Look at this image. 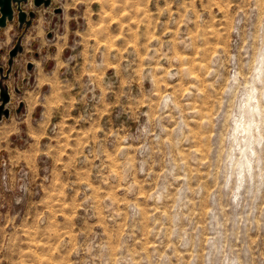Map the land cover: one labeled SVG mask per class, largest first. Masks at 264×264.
Masks as SVG:
<instances>
[{
	"label": "rangeland",
	"instance_id": "rangeland-1",
	"mask_svg": "<svg viewBox=\"0 0 264 264\" xmlns=\"http://www.w3.org/2000/svg\"><path fill=\"white\" fill-rule=\"evenodd\" d=\"M14 8L0 264H264V0Z\"/></svg>",
	"mask_w": 264,
	"mask_h": 264
},
{
	"label": "water",
	"instance_id": "water-1",
	"mask_svg": "<svg viewBox=\"0 0 264 264\" xmlns=\"http://www.w3.org/2000/svg\"><path fill=\"white\" fill-rule=\"evenodd\" d=\"M24 0H0V27H4L7 25L8 21H11L15 17V8L14 5L18 4L20 5ZM35 4L37 6L41 5H50L51 0H35ZM57 12H60L61 9L57 8ZM30 19L28 18V13L19 7V22L21 25L24 24H31V19L34 18V12L29 13ZM22 46L20 43L16 44L10 51V60L9 63L10 65L13 63V60L15 56L22 50ZM32 67V64L30 65ZM1 96H2V103L0 104V120L2 117L5 116H10V109L6 107V104L10 100L9 93L6 90L1 91ZM23 106V103H21L20 108ZM20 110V109H19Z\"/></svg>",
	"mask_w": 264,
	"mask_h": 264
},
{
	"label": "bare ground",
	"instance_id": "bare-ground-1",
	"mask_svg": "<svg viewBox=\"0 0 264 264\" xmlns=\"http://www.w3.org/2000/svg\"><path fill=\"white\" fill-rule=\"evenodd\" d=\"M256 89V88H255ZM258 90V89H257ZM257 92V91H256ZM249 95V94H248ZM253 96V95H252ZM250 97V96H249ZM257 102H258V100H257ZM250 109V108H249ZM251 111V113H252V110H250ZM255 111V110H254ZM259 113V112H258ZM250 115V114H249ZM253 116V115H252ZM251 118L249 117V120H250ZM254 121V120H253ZM247 123V122H246ZM253 123V122H252ZM246 147V146H245ZM245 149V148H244ZM252 153H253V151H252ZM248 159V158H247ZM249 163V162H248ZM250 165V164H249ZM242 166V165H241Z\"/></svg>",
	"mask_w": 264,
	"mask_h": 264
},
{
	"label": "crops",
	"instance_id": "crops-1",
	"mask_svg": "<svg viewBox=\"0 0 264 264\" xmlns=\"http://www.w3.org/2000/svg\"><path fill=\"white\" fill-rule=\"evenodd\" d=\"M20 105H21V104H20ZM21 108H23V106H22ZM21 108H20V109H21Z\"/></svg>",
	"mask_w": 264,
	"mask_h": 264
}]
</instances>
